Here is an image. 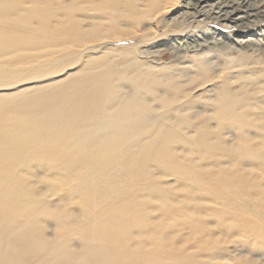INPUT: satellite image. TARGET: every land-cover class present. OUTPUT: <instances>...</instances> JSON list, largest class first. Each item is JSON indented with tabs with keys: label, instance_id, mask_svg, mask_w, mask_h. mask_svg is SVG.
Returning <instances> with one entry per match:
<instances>
[{
	"label": "bare ground",
	"instance_id": "bare-ground-1",
	"mask_svg": "<svg viewBox=\"0 0 264 264\" xmlns=\"http://www.w3.org/2000/svg\"><path fill=\"white\" fill-rule=\"evenodd\" d=\"M250 1L0 0V43L68 42L83 58L52 91L0 109V264H196L168 238L166 214L150 212L151 180L136 166L183 161L174 139L203 149L264 135V35L210 29L264 23V0ZM211 179L242 193L233 174Z\"/></svg>",
	"mask_w": 264,
	"mask_h": 264
},
{
	"label": "rangeland",
	"instance_id": "rangeland-1",
	"mask_svg": "<svg viewBox=\"0 0 264 264\" xmlns=\"http://www.w3.org/2000/svg\"><path fill=\"white\" fill-rule=\"evenodd\" d=\"M199 20L203 22L205 18ZM256 21L252 19L246 26L221 21V26L210 29L230 35L234 40H255L264 35V23L256 25ZM242 28L249 30L242 31ZM26 41L18 47L0 43V109L4 104L15 108L26 96L38 97L52 91L53 83L67 79L81 67L83 58L68 54L71 46L68 42ZM204 54L207 53H191L189 62L200 61L206 56ZM214 57V53L207 55L216 63ZM23 81L27 83L19 86ZM184 141L183 138L173 140L174 150L183 161L153 163L146 169L140 163L141 166H136L137 175L151 180L148 186L152 200L150 212L158 216L166 214L174 224V227L166 225L168 238L180 249L196 252V264H264V223L254 217L264 219V135L225 136L222 141L213 138L203 149ZM43 158L48 157L28 153V159H38L36 165L40 167L45 166ZM36 172L37 179L53 174L45 169ZM230 174L244 182L242 193L230 187L233 184L220 185V188L217 181L211 179ZM176 177L186 180L180 183ZM202 186H208L209 191L214 188V194L201 195L197 190ZM37 191L49 194L43 186ZM141 194L149 197L145 192ZM185 194L192 200L187 207L177 203L174 208L169 207L175 199L183 200ZM260 197L261 201H256ZM186 218L196 225H181ZM48 232L53 231L49 229Z\"/></svg>",
	"mask_w": 264,
	"mask_h": 264
}]
</instances>
